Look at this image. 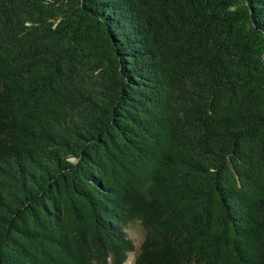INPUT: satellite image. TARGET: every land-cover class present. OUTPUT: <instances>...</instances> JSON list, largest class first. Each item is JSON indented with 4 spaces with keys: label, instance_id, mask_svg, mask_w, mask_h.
I'll return each instance as SVG.
<instances>
[{
    "label": "trees",
    "instance_id": "trees-1",
    "mask_svg": "<svg viewBox=\"0 0 264 264\" xmlns=\"http://www.w3.org/2000/svg\"><path fill=\"white\" fill-rule=\"evenodd\" d=\"M264 264V0H0V264Z\"/></svg>",
    "mask_w": 264,
    "mask_h": 264
},
{
    "label": "rangeland",
    "instance_id": "rangeland-1",
    "mask_svg": "<svg viewBox=\"0 0 264 264\" xmlns=\"http://www.w3.org/2000/svg\"><path fill=\"white\" fill-rule=\"evenodd\" d=\"M127 235L134 244V251L128 254L127 260L123 264H134L136 254L139 252L140 245L145 237V231L138 221L132 222L126 229ZM108 264H113L108 262Z\"/></svg>",
    "mask_w": 264,
    "mask_h": 264
}]
</instances>
